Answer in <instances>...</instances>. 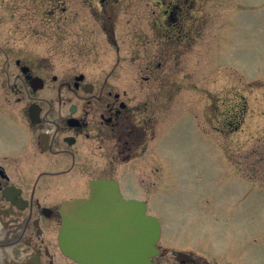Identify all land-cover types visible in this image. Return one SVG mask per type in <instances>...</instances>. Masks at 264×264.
Here are the masks:
<instances>
[{
  "label": "rangeland",
  "instance_id": "rangeland-1",
  "mask_svg": "<svg viewBox=\"0 0 264 264\" xmlns=\"http://www.w3.org/2000/svg\"><path fill=\"white\" fill-rule=\"evenodd\" d=\"M193 1L196 46L178 63L170 57L154 65V80L144 83L151 74L147 59L157 49H145L143 34L132 33L154 32L153 2L101 9L92 0H0V105L14 106L31 90L17 60L44 80L45 91L72 90L82 74L98 89L132 91L135 97L127 99L133 103L154 100L144 154H163L168 178L153 214L168 230L178 225L204 241L202 213L210 208L218 220L243 194L237 222L247 238L257 227V254L263 256L264 0ZM158 89L165 98L144 96ZM145 170L142 176L151 174ZM185 221L189 227L180 226Z\"/></svg>",
  "mask_w": 264,
  "mask_h": 264
},
{
  "label": "flooded vegetation",
  "instance_id": "flooded-vegetation-1",
  "mask_svg": "<svg viewBox=\"0 0 264 264\" xmlns=\"http://www.w3.org/2000/svg\"><path fill=\"white\" fill-rule=\"evenodd\" d=\"M92 1L103 9L132 0ZM149 1L158 9L154 32L132 33L135 38L143 34L145 49H157L156 56L147 59L151 74L144 83L154 80L153 66L160 67L164 58L184 60L199 33L193 0ZM15 63L29 84L28 77L36 75L19 60ZM76 79L72 90L31 89L25 91V98H16L14 106L0 105V264H79L62 251L59 241L62 210L74 200L84 204V224L115 223L121 233L118 225L125 219L127 237L132 212L123 208L130 201L140 202L145 214L156 217L160 226L156 252L147 264H264V255L257 254V227L247 238L244 225L237 222L243 194L218 220L212 219L210 208L202 213L206 231L199 237L204 236V241L180 232L178 225L168 230L151 211L168 176L163 154H144L150 132L147 123L153 118L148 105H154L150 98H165V90H147L144 96L150 100L138 104L127 99L135 97L132 91L98 89L83 76ZM41 92L56 95L37 96ZM134 166L144 173L149 167L151 174L142 176ZM98 181L110 186L93 189L91 184ZM93 190L101 194L92 202ZM215 222L220 225L213 228ZM189 225L188 221L180 224ZM250 244L254 249L247 248Z\"/></svg>",
  "mask_w": 264,
  "mask_h": 264
},
{
  "label": "water",
  "instance_id": "water-1",
  "mask_svg": "<svg viewBox=\"0 0 264 264\" xmlns=\"http://www.w3.org/2000/svg\"><path fill=\"white\" fill-rule=\"evenodd\" d=\"M33 89L41 88L42 82H31ZM95 186H110V182L98 181ZM100 192L93 190V200ZM81 200L68 202L62 210V225L59 241L62 251L79 264H147L156 252L155 244L159 238V224L156 218L145 214L144 208L136 201L125 204L124 210L132 212L128 222L130 233H125L126 221L119 224L90 225L81 220ZM84 227L89 228L85 230ZM92 228V229H91ZM132 229V235H131ZM128 244L127 249L125 245Z\"/></svg>",
  "mask_w": 264,
  "mask_h": 264
}]
</instances>
